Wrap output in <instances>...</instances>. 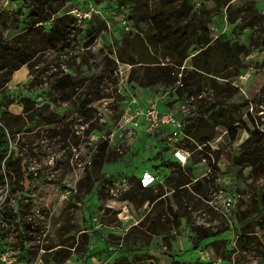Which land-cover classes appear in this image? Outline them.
<instances>
[{
  "label": "rangeland",
  "instance_id": "obj_1",
  "mask_svg": "<svg viewBox=\"0 0 264 264\" xmlns=\"http://www.w3.org/2000/svg\"><path fill=\"white\" fill-rule=\"evenodd\" d=\"M89 1L100 12L79 21ZM164 1L0 0V238L20 264H264V1H195L241 53L217 75L189 56L176 81L147 85L119 57ZM63 74L74 87L61 91ZM130 94L213 136L183 139L181 165L164 128L120 122ZM146 170L157 181L143 191Z\"/></svg>",
  "mask_w": 264,
  "mask_h": 264
},
{
  "label": "trees",
  "instance_id": "obj_2",
  "mask_svg": "<svg viewBox=\"0 0 264 264\" xmlns=\"http://www.w3.org/2000/svg\"><path fill=\"white\" fill-rule=\"evenodd\" d=\"M177 1L179 2L176 8L170 6L174 0L173 2L167 0L159 3L149 15L146 13L143 21L148 26L146 31L148 33L144 37L134 36L124 42L126 58H123L124 55H122L119 60L131 64L139 63L144 66L142 77L147 85L156 82L170 84L176 81L178 72L175 71V68L182 65V62L189 56L195 72L217 75L218 70L231 66L237 55L241 53V47L236 43L230 44L227 40L222 42L219 36L216 39L210 36L207 18L201 14H199V18H196L193 13L194 2L197 0ZM216 3H219V0ZM46 19L47 17L39 18L40 21ZM148 29L151 31L149 32ZM193 46L196 51L190 55L189 50ZM26 61L27 59L23 58L18 62V65H23ZM0 72L4 73L3 67L0 68ZM181 82L183 86L186 83L183 76ZM56 86L61 91L72 88L74 87V78L69 74H63L56 80ZM211 118L213 119V117ZM206 126L205 121H197L196 126L189 125L187 129L185 126V132L188 136L196 139L199 144L205 143L213 136V127L203 131L201 135L198 134V128L204 129ZM105 147L106 144L99 154L100 162L104 160L102 154ZM190 181L187 179L186 182ZM138 186L139 189L145 190L140 184ZM260 214L263 217L264 211H260Z\"/></svg>",
  "mask_w": 264,
  "mask_h": 264
},
{
  "label": "built area",
  "instance_id": "obj_3",
  "mask_svg": "<svg viewBox=\"0 0 264 264\" xmlns=\"http://www.w3.org/2000/svg\"><path fill=\"white\" fill-rule=\"evenodd\" d=\"M99 12L96 4L89 1L81 5L79 9H75L74 16L79 21L82 18L88 21ZM122 23L126 24V21H122ZM178 84L182 86L181 81ZM129 97V101L124 106L120 122L133 129L141 128L142 132L146 134H152L158 128H164L172 157L181 165L186 164L190 157V150L180 145L183 139L189 138L185 132V123L175 113L160 103L159 96L150 98L147 101L132 94ZM139 181L142 188H148L157 181V177L146 170L140 175ZM223 204L230 206V201L224 200ZM18 250L3 244L0 238V264H20L21 256Z\"/></svg>",
  "mask_w": 264,
  "mask_h": 264
}]
</instances>
